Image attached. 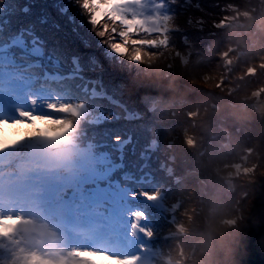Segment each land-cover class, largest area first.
Segmentation results:
<instances>
[{
	"label": "trees",
	"instance_id": "16d2710c",
	"mask_svg": "<svg viewBox=\"0 0 264 264\" xmlns=\"http://www.w3.org/2000/svg\"><path fill=\"white\" fill-rule=\"evenodd\" d=\"M0 1L4 2L10 10L6 14L7 19L0 20L4 24L0 30V42L12 37L17 33L19 27L29 26L44 41L43 48L45 52L58 57L62 67H73L69 57L71 54H75L81 67L80 74L83 77H99L103 89L120 100L126 109L135 114L132 119H126L124 110L120 106L114 105L102 97H86L85 94H81L74 89V81L66 79L61 83H56L59 87L58 89L63 93L64 101L70 102L71 98L77 96L90 104L97 103L107 111L113 110L120 114L117 119L112 115L108 121L106 120L102 124L95 126L89 125L86 121H81V127L92 131L96 138L102 141H112V138H122L130 134L131 142L124 150L125 167L135 175H138V167L145 161L144 169L149 170L152 174L149 182H129L132 190L134 192L144 191L148 193L163 191L164 200L167 203L174 201L179 196L181 200L177 211H175L177 221L180 217L178 210L187 201L195 206L197 205L196 208L204 201L206 205H209V202L212 201L215 205L217 204L218 208L223 202L232 203L236 195L239 196L246 190L247 185L243 184L242 181L249 178L250 175L239 173L232 178L233 189L231 191L226 189L221 191L220 184L217 181L224 178L217 174L214 168L228 163L240 162V157L246 155L247 160L243 165L251 166L255 164V169L257 168L255 176L264 171V137L260 120L253 112L251 106L246 104L245 107H241L238 103L231 102L228 97L222 95L224 91H221V88H213L209 91L200 84L190 82L197 76L196 74L200 75L199 73L205 70L209 71L212 77H215L213 80L222 77L220 51L225 50L227 44L236 43L234 36L229 39L231 35L229 25L224 28L210 26L188 30L186 32L187 37L190 43L193 44L190 48L189 62L182 67L178 64L179 60L177 58L176 64H178V67L176 68V73L173 74V71L165 64L157 68V66L152 64H145L141 59L136 63L129 60L127 61L128 65L118 62L117 59H126L127 53L110 56L106 52H102L97 46V41L104 40L106 37L97 36L92 30L89 21L81 23L79 21L80 18L69 12V9L68 12L60 11L54 5V1H51V4H49V0L43 2L35 1L33 4H31L30 0ZM195 1H201L203 7L207 8L211 14L215 13L217 15L219 13L213 7V1L220 2V0H191V3ZM229 2L235 3L237 8L242 11L251 10L249 7H255L251 6V4H256L255 0L223 1L224 5ZM22 3L28 5V12L19 11ZM189 7L191 6L187 8ZM71 13L75 18L73 21H70L68 16ZM188 13L191 16H195L191 12ZM42 16L45 21L39 19ZM213 19L218 18L214 17ZM55 23H58V28ZM73 27H75V30H73ZM237 31L243 33L244 29L237 27ZM248 31L254 33V39L258 38L257 43L253 44L252 49L247 52L244 60H237L234 66L235 73L231 75L232 78L230 80V83L234 84L239 82L238 89L233 93L243 95H247L256 87L258 84L257 78H260V75L257 73L255 74L256 76L253 75L252 77L244 76L245 78L241 82L238 78L234 79V75L243 73L248 66L256 65V62L260 61L261 55L264 54V35L259 32L255 25ZM175 33L178 32L169 33L168 36V44L166 46H169L170 51L178 48V46H174L173 37ZM127 35L131 36L132 40L136 39V41L141 38L151 37L141 32L135 35L132 33ZM117 37L120 38V41L121 37L119 35ZM179 43L182 45L180 41ZM252 43L245 36V44L247 46L236 45V48L238 50H247ZM166 46L165 48H167ZM126 47L131 49L132 44L129 43ZM159 49L162 48L154 49L153 47L148 50L152 52ZM144 52L145 50L141 51V56ZM92 57L96 59L97 63L91 60ZM215 65L218 66L216 67ZM222 85L224 89V83ZM73 89L76 91L73 92ZM211 101L218 104L217 109L209 106ZM187 111H195L196 115H186ZM218 124L225 126L230 131L231 151H224V149L221 152L216 151V148L221 145L225 138L224 132L217 128ZM104 126L107 128L101 130ZM178 126L186 127V130L193 134L194 143L187 144L182 140L181 134H178L180 132L176 133ZM178 129L180 131V128ZM104 132H108V134ZM153 135L157 139V147L148 151L144 146L149 143ZM210 135H215L214 138L216 140H214V143L206 145ZM167 139L172 141L170 145L166 144ZM202 148L204 152L202 156H199L198 151ZM248 148L251 151L247 153L245 149ZM112 152L114 157H116V151L112 150ZM142 152L143 155H141ZM145 152L148 154H145ZM169 155H172L171 160ZM168 163L171 164L172 174L178 176L177 181H173L172 175L166 173L165 165ZM185 169L195 170L204 180V193L201 195V203L196 200V179L193 176L185 175ZM252 196H254V193ZM164 213L168 215L167 211H164ZM150 218L151 226H154L157 230L171 228L170 222L158 213L151 214ZM198 231L200 232L197 233V231L192 229L191 233L187 235L180 234L169 238L159 235L157 240L162 246H167V243L168 246H172L173 241L177 240L176 242H179L181 251H185L189 245H193V255L200 254L202 249L206 252L210 250L213 252L214 249L211 255L203 256L200 254L201 258L207 264H213L214 261L222 259L226 261L228 258L225 264H229V258L236 249L237 234L233 245H225L222 243L224 241L221 240L220 242L219 240L217 244H219L218 246L224 245L222 248H217L216 241L219 237L213 236L211 240L212 247L209 249V236L205 226H200ZM220 237L224 238V236ZM170 256L173 259L178 258L174 253ZM159 263L166 264L164 262ZM184 264H192V262L185 257Z\"/></svg>",
	"mask_w": 264,
	"mask_h": 264
},
{
	"label": "clouds",
	"instance_id": "9594fccd",
	"mask_svg": "<svg viewBox=\"0 0 264 264\" xmlns=\"http://www.w3.org/2000/svg\"><path fill=\"white\" fill-rule=\"evenodd\" d=\"M77 3L87 14L95 34L106 37L103 43L109 48L122 54L127 53L130 59L136 55L145 64L157 62L158 57L151 53L144 52L140 56L139 53L143 50L126 47L129 43H137L126 33L137 30L130 26L131 22L121 12L115 10V6L124 3V0H77ZM240 16L244 17L243 21L237 20L229 25V39L234 36L236 43L227 44L226 49L219 54L221 58L227 57V52L236 45L247 46L245 36L253 44L257 43L258 38L254 39V33L248 31L254 25L264 35V7L256 17L246 10L241 11ZM237 26L243 28L244 32H238ZM113 33H117L121 40L116 41ZM261 60H264V56H261ZM190 82L200 83L194 79ZM205 86L213 85L205 82ZM221 91L224 89L221 88ZM68 108L66 105L61 106V110ZM21 115L29 114L24 112ZM82 115L81 111L70 112L68 116L54 121L61 132L54 139L33 131V128L43 125L44 119H50L48 117L30 116L29 120H16L11 123L0 120V197L19 201L41 213L39 216L25 218L26 223H21L19 216L10 220L0 218L5 224L15 228L13 231L12 227L0 226V237L6 241L5 244H0V248L11 254L8 264H119L118 259L107 252L74 249L72 255L68 250L56 247L59 232L50 218L65 210V205L60 203L61 194L68 187L74 186V182L95 163L91 148L80 141ZM5 138L7 143L4 142ZM235 222V219L209 222L208 248L212 247L213 235L223 236L227 228L234 226ZM151 234L150 231L147 233L149 236ZM177 254L180 259L176 264H184L186 254L181 251ZM208 254L211 255V252ZM192 264L207 262L200 254H195L192 256Z\"/></svg>",
	"mask_w": 264,
	"mask_h": 264
},
{
	"label": "rangeland",
	"instance_id": "374dc122",
	"mask_svg": "<svg viewBox=\"0 0 264 264\" xmlns=\"http://www.w3.org/2000/svg\"><path fill=\"white\" fill-rule=\"evenodd\" d=\"M35 1L43 2V1H47V0H34V1L30 0V2H32L31 4H33ZM51 1L52 2L54 1V5H56L60 9V11L65 10L68 12V9H69V12L74 13V15H76L80 18L79 21L81 23L88 21L87 14L84 12V10L81 8V6L77 3V0H49V4H51ZM223 1L224 0H222V1L220 0V2L219 1H217V2L213 1V3H214L213 7H215L219 12L216 15L215 13L211 14L207 8L205 9L203 7V5L201 4V1L200 2L195 1V2L191 3V0H156V2H158L162 5V9L160 10V15H161V18L163 19L164 29L167 30V32H166L167 38L169 36V33L178 32V33H175V36L173 37L174 42H175L174 46H178V48H177V50L170 51L171 49H169V46L168 47L166 46L167 45L166 43L168 42V40L166 42L164 41L165 38L160 40L159 35H154L153 40H150L151 37L141 38V39L137 40V43L132 44V48L134 47L137 50L143 49V50H145V52L151 53V54L157 56L158 57L157 62L152 64V65L157 66V68H159V66L161 67L163 64H165V66L169 67L171 69V71H173L172 73L175 74L176 68L178 67V64H180V66L183 67L184 65H186L189 62V59H190V48L192 47L193 44L190 43V41L187 37L186 32L188 30L191 31L192 29L196 30V29L206 28V27H210V26H214L216 28H224L226 25H231L233 23H236L237 20H239V21L244 20V17L240 16V12L242 10L238 9L237 5L235 3L229 2L228 4L224 5ZM242 1H244V0H242ZM246 1H248V0H246ZM255 1H256V4L254 5L252 3L251 6H255L256 8L255 7L250 8L249 2H248V7L251 10H248L246 8L248 12L252 13L253 17H256L259 14L260 9L262 7H264V0H255ZM184 3H187V4H184ZM69 6H70V8H69ZM188 6H191V7L187 8ZM26 7H28V5L25 3H22L19 11L24 12V9ZM8 12H10V10L7 8L6 4L4 2L0 1V17L2 18V19L0 18V20H6L7 19L6 14ZM188 12L193 13L195 16L189 15ZM225 12H227V13H225ZM72 13L68 14L70 21H73L75 19L74 15ZM214 17H217L218 19L214 20L213 19ZM230 17L234 18V19L230 20L229 19ZM39 19L42 20L43 16L40 17ZM56 27L58 28V25H56ZM237 27H239V26H237ZM73 29H75V27H73ZM113 35L115 36V40L119 41L120 38L117 37L118 34L113 33ZM15 38H18V36ZM134 41H136V39H134ZM179 41L182 43V45H180ZM251 45H253V43L250 44V46ZM35 46L36 45H34V48H36ZM97 46L99 47V49L102 50V52H106L110 56H112V55L114 56L115 54H122L120 52L114 51L113 49L109 48L107 44L103 43V40L97 41ZM165 46L167 48H165ZM185 46H187V47H185ZM250 46L247 50H242V49L238 50L235 47L233 50L227 52V57L221 59L220 65H221V68L223 70V71H221L222 77H220L216 80H213V78H215V77H212L210 75L211 73L209 71L205 70V71L199 73L200 75L196 74L197 76L193 78L196 81H200V83H196V84H200L202 87H205V89L210 91V89H213V88L214 89L223 88L222 83H224V94L222 93V95H225L226 97H228V99L231 102H233L235 104L238 103L241 107H245L246 104H249L251 106V108H253L254 98L251 97V94L254 90L259 91L260 97L262 99H264V60H261V57H260V59H259L260 61H257L256 65H251L252 69H254V71H252V69L249 68L250 66H248V68L243 73H237L234 75V79L238 78L240 80V82L246 76L252 77L253 75H255L257 73L260 75V78L256 77L258 84L247 95L233 93L235 90L238 89L239 82H237L236 84L230 83V80L232 78L231 75L233 73H235L234 66L237 63V60L238 59L244 60L247 52L250 51ZM153 47H154V49H158L159 47L162 49L155 50L152 52L150 50H148L149 48H153ZM221 52L222 51H220V53ZM229 52H234V53H229ZM139 55L141 56V52L139 53ZM261 56H264V54H262ZM177 58L179 60L178 64H176ZM129 60H131L134 63L138 62V60L140 61L138 56L133 55V57L130 59L128 54H127L126 59H122V60L117 59V61L122 63L123 65L127 64V61H129ZM185 61H187L186 64L184 63ZM232 63H234V65ZM215 66L217 67L218 65H215ZM205 82L208 84H211L213 86L207 87V86H205ZM225 83H227V84H225ZM45 86L47 88H50V85H48V84H45ZM209 106L213 107L214 109L218 108V104L213 102V101L210 102ZM66 110H61V108H60L59 112L56 111L54 113H45V117H48V118L52 119L53 121H56L58 119H61V118L69 115V112H67ZM125 111H127V109H125ZM108 113H109V115L115 114L113 116L116 119L120 117V114L116 111L115 112L108 111ZM192 113H195V115H196L195 111H190V112L187 111L186 115L194 116V115H190ZM100 115H101V113L98 114V116H100ZM124 117H127V116L124 115ZM100 120L101 119H95L94 121L98 122ZM10 121L13 122L16 120H15V118H10ZM88 124L93 126V124H91V123H88ZM91 126H89V127H91ZM106 128L107 127L104 126L103 128H101V130L106 129ZM178 128H180V131ZM217 128H219L220 131L224 132V134H225L224 140L222 141L221 145H219V146L223 147L225 141H230V131H229V129L227 130V128L225 126H222L220 124L217 125ZM227 131H228V133H226ZM85 132H86L85 130L81 131V133H85ZM177 132H180L178 134L179 135L181 134L182 140L184 142H186L187 144L194 143L195 138H194L192 133H190L189 131L186 130V127H184V126L179 127L178 126L176 128V133ZM104 133L108 134V132H104ZM226 134H228V136H226ZM214 136L215 135H210L208 142H206V145L214 143V140H216L214 138ZM124 138L125 139L129 138V136L128 137L125 136ZM124 138L123 137L122 138H112L113 139L112 141L111 140L110 141H102V143L106 144V146H111L113 148V147H117L119 142ZM152 138L156 139L154 135ZM188 138H189V140H188ZM126 141L127 140H125L124 144L122 142V144L124 146L127 145ZM171 142H172L171 140L168 141V139H167L166 144L168 143L170 145ZM203 142H205V141H203ZM127 146H126V148H127ZM218 147L216 148V151H218ZM103 149H107V148H103ZM231 149H232V147H231ZM249 150H250V148L245 149V151L247 153L249 152ZM203 152H204V149L202 148L198 151V155L202 156ZM226 159H227V157H226ZM246 159H247V157H246ZM240 160H241V158H240ZM241 161H244V160H241ZM253 165H255V164H253ZM253 165L248 166V169H251V171L247 170L244 173V174L250 175L249 178H246V180L242 181L243 184L247 185L246 190H244L243 193L240 194L239 196L236 195L234 200L232 201V203H224L223 202L217 208V206H216L217 204L215 205L212 201L209 202V205H206V203L204 201L202 204H200L198 206V208H196L197 205L195 206V205H193V203H188V201H187L186 204L178 210L180 213V217H179L180 221L179 220L178 221L183 226L182 227H176L175 225H173L170 222L169 225L171 228L164 229V230H157V229H155L154 226L149 227V225H148L147 229H148V231H150L152 233L151 235L153 236V240H150V242L146 241L145 244L146 245H153V243H159V241L157 240V237L159 235H166L169 232L178 231L179 233L187 235V234L191 233L190 231L192 229H194V231H197V233H198V232H200V231H198L200 229V226H202V227L205 226L206 230L208 231L209 222H214V221L221 220V219L228 220L230 218L231 220L235 219L236 222H235L234 226H230L227 228V230L223 234L224 238H221L219 235H213V236L219 237V239H217V241H216V244L219 240H220V242L222 240V241H224L222 243L225 245H233V243L236 241L235 235L238 234V231H239L240 227L242 226L245 218L247 217V214H248L249 209L251 207V203L253 200V196H252L253 187L251 185V182L253 180L257 179L260 175L264 174V171H262L259 173V175L257 174L255 176L254 174H255V171L257 168L255 169V167H253ZM217 182H219V184H220L221 191H224L225 189L231 191L233 189V183H232V187H230L227 184L225 179H222V180L217 181ZM216 197H217V195H216ZM175 200L178 201V203H179V201L181 199L178 196ZM196 200H197V202L201 203V197L198 194V192H197ZM142 209L145 211H148L149 207L142 206ZM161 213H162L163 217L167 218V215L164 212H161ZM175 218H176V216H175ZM233 229H237V230H233ZM146 238H148V236H146ZM237 240H238V236H237ZM176 241L177 240L173 241L172 246H168V243H167V246H162V245L161 246L164 248V252L166 254L171 255L174 253L178 257L175 260H179L180 256L177 253H178V251H181V248L178 249L179 242H176ZM218 245L219 244H217V248L224 247V245H222V246H218ZM109 250H112L109 252L110 255H112L114 257L123 258L126 260V256L124 255V253L121 252V250L113 249V248H111ZM181 252L186 254L185 257L188 259V261L192 262L191 260H192V256L194 253L193 245H189L185 249V251H181ZM199 252H200V250H199ZM210 252L213 254L214 249H213V252H212V250H210ZM208 253H209V251L206 252V251H203V249L200 252V254L203 256L209 255ZM228 253H229V251H228ZM230 253H231V251H230ZM232 255H233V253H232ZM231 256H230V258H231ZM170 258L173 259L171 256H170ZM230 258H229V261H230ZM227 259H226V261H225V259H222L219 261H214L213 264H225V263H227ZM155 262L157 263V261H155Z\"/></svg>",
	"mask_w": 264,
	"mask_h": 264
},
{
	"label": "bare ground",
	"instance_id": "6f19581e",
	"mask_svg": "<svg viewBox=\"0 0 264 264\" xmlns=\"http://www.w3.org/2000/svg\"><path fill=\"white\" fill-rule=\"evenodd\" d=\"M159 5H156L153 2H147V0H124V3L118 4L115 6V10L119 11L122 13V15L128 19V15L129 13H132L133 17L135 18V22L132 23L130 26H139V25H143L146 26L147 28L150 29H159L161 28L160 26V21L158 18L152 19L150 18V14L151 13H155V14H159ZM252 69V68H250ZM10 75V74H9ZM3 76H6V73H3ZM11 76V75H10ZM11 85L14 84H6V86H4L3 88L5 89V92L0 93V96H2V99H0V111H2V113L8 114L9 116H15L18 118V120H27L29 119L30 116H37L35 115L36 111L39 110V107L42 105V103L36 104L38 101V97H32V96H23L19 99H17L16 97H13L11 95V92L13 91H18L19 88H12ZM259 92V91H257ZM256 92V94H257ZM16 103H20L22 106V109H19V107H17ZM27 108H24L26 107ZM254 109L256 110V112H261L264 110V100L260 99V96H258V100L254 103L253 106ZM76 111H81L79 108L74 107L73 108V112ZM27 112L29 115L28 116H23L21 115V113ZM238 131V129H237ZM238 164L235 163H228L227 165H225L223 168H219L218 171L223 175V176H227V175H234L237 172L238 169ZM107 173V172H106ZM93 176H97L98 178H100L102 176V174H100V172H96L94 171L93 174L91 173V171H89V173H87L85 175V177H79L75 182L74 185L78 182H83L86 179H91ZM114 192V191H113ZM96 196H98L99 198H95V197H91L92 200H96V199H100V198H107L105 191H102L97 189L96 190ZM124 196V193L122 191H116L114 192V196L110 197L113 202H114V208L117 207L118 209H121L123 207H125V204L120 203L119 198H122ZM149 201H151L153 204H158L159 206H162L163 202L161 200V198L158 195H154L148 198ZM5 200L4 198L0 197V201ZM24 209L27 210L30 207L22 204ZM128 207V205H127ZM113 208V209H114ZM112 209V211H113ZM1 206H0V214H1ZM113 218L115 217L114 215L112 216ZM131 218L130 215H127L125 217V219L127 220V222L129 221V219ZM132 219H135L136 224L133 227L134 231L132 233H128L126 231H124L123 229L119 228V227H113V230L111 232H113L114 237H116L117 241H122L123 245L125 246V250L129 256V258H134L131 260V264H149L151 261V255L152 252L149 250H145V251H139L141 248V245L138 243V238L140 237V224L141 221L143 220V217L140 215V213H136L132 216ZM10 220V219H9ZM98 222H100V216L97 217ZM118 219H116L117 221ZM0 226L2 227H12L13 231H15L14 226L12 225H7V224H1ZM131 231V230H130ZM131 234L130 239H127L126 236ZM63 235H66L65 238H67V240L71 239V236L66 234L65 232L63 233ZM0 239H2V237H0ZM122 239V240H121ZM43 258V257H41Z\"/></svg>",
	"mask_w": 264,
	"mask_h": 264
},
{
	"label": "water",
	"instance_id": "95a60500",
	"mask_svg": "<svg viewBox=\"0 0 264 264\" xmlns=\"http://www.w3.org/2000/svg\"><path fill=\"white\" fill-rule=\"evenodd\" d=\"M234 65V63H232ZM264 137V110L256 113ZM253 200L238 231L236 249L229 264H264V236L253 240V234L264 231V174L251 182Z\"/></svg>",
	"mask_w": 264,
	"mask_h": 264
},
{
	"label": "snow or ice",
	"instance_id": "6c2138e0",
	"mask_svg": "<svg viewBox=\"0 0 264 264\" xmlns=\"http://www.w3.org/2000/svg\"><path fill=\"white\" fill-rule=\"evenodd\" d=\"M132 23V22H131ZM0 66H2V61H0ZM0 93H2V89H0ZM0 99H2V96H0ZM33 131L38 132L39 134H42L48 138H56L59 135H61V132L57 129L55 126V123L52 119H44L43 125L41 127L33 128ZM5 143H7V139L4 140ZM20 220L23 218H19ZM259 236H264V231L257 232L253 234L252 238L255 240ZM108 258V257H105ZM119 261V264H131V260L134 258H128L127 260L123 258L116 257Z\"/></svg>",
	"mask_w": 264,
	"mask_h": 264
}]
</instances>
